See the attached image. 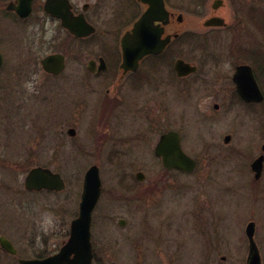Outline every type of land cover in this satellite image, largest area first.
I'll use <instances>...</instances> for the list:
<instances>
[{
    "label": "rangeland",
    "instance_id": "1",
    "mask_svg": "<svg viewBox=\"0 0 264 264\" xmlns=\"http://www.w3.org/2000/svg\"><path fill=\"white\" fill-rule=\"evenodd\" d=\"M229 1L219 9L227 25L210 35L236 38L240 47L255 51L263 61L259 70L264 79V0ZM210 2L172 0V10L184 15L183 32L172 51L186 56L184 34L190 20L201 25L211 11ZM0 40L6 59L0 87L10 88L0 89V234L14 243L19 256L41 249L51 253L67 239L84 173L96 164L102 192L91 222L92 264H246L245 226L251 220L264 264V165L257 178L250 167L264 144V103H236L209 112L203 91L187 87L189 82L172 70V129L181 132L183 149L198 160L195 170H165L153 154L110 157L81 151L72 156L57 150L43 132L51 130L43 107L55 104L58 79L48 76L37 59L26 58L8 28L0 29ZM160 87L166 105L162 102L159 127L165 130L171 127L168 82L162 80ZM227 132L232 139L226 143ZM153 133L143 138L147 149L157 140ZM35 165L59 172L65 188L25 190L24 176ZM138 169L145 174L142 181L135 178ZM121 218L126 220L123 226ZM13 260L18 264L0 249V264Z\"/></svg>",
    "mask_w": 264,
    "mask_h": 264
},
{
    "label": "flooded vegetation",
    "instance_id": "2",
    "mask_svg": "<svg viewBox=\"0 0 264 264\" xmlns=\"http://www.w3.org/2000/svg\"><path fill=\"white\" fill-rule=\"evenodd\" d=\"M148 1L0 0V29L8 28L10 39L15 42L11 43L20 44L27 54V59H37L48 76L58 79L55 104L47 102L46 109L43 107L45 120L52 121L51 130L43 128V132L51 142H55L53 146L57 150L62 148L72 156L81 151L110 157L153 154L161 164L160 157L155 153L156 144L162 134L175 130L172 129V70L177 78L189 82L187 87L195 85L203 91L204 102L210 106L209 112L211 109L217 111L225 105L236 103L242 107L264 103V79L259 70L263 65L262 58H257L255 51L249 50L248 47H240L236 38L210 35L216 29L227 25L219 9L226 6V1H231L208 0L211 11L201 25L197 26L190 20V27L184 34L187 42L185 57L177 53V49L172 51V44H178L177 41L182 35L184 15L172 10V0H163L165 12L149 11ZM143 16H146V31L151 33V36H146L143 31L142 35L139 33L134 36V25ZM212 18L220 20V23H209ZM152 41L159 42V49L140 54L141 48ZM173 53L175 57L172 62ZM0 54L1 74L6 60L1 47ZM48 55L62 57V67L57 73L46 71L42 67V60ZM178 59L193 69L179 75L175 69ZM250 75L262 93L263 97L259 101L240 93L238 81L246 84L245 90L252 91ZM162 80L168 82L170 93L168 115H171V127L165 130L159 127L162 102L166 105L161 101ZM1 88L3 91L10 89L9 86L3 85ZM45 99L43 96V104ZM20 119L23 120V117ZM26 120L27 118L24 121ZM175 131L179 133L182 145L181 132ZM150 133L158 135L153 149H147V142L143 140ZM231 139V132L224 134V142L227 143ZM68 142L71 147H66ZM141 145L145 148L142 151L137 149V146ZM191 157L197 162L196 169L199 162L195 157ZM92 165L96 164L90 166ZM263 165L264 158L262 170ZM96 166L99 172V167ZM43 167L51 169L46 165ZM163 169L172 171L165 167ZM137 173L142 174L141 179ZM135 178L138 181L145 178L142 169L136 170ZM101 192L100 183L98 200ZM98 200L91 212V222ZM123 220L124 225L126 220ZM1 235L13 244L16 253L8 252L1 246L0 249L17 258L18 264L22 258L42 259L60 247L51 253H44L45 250L41 249L35 250L29 257H21L14 243L6 235ZM205 252L207 256L209 249ZM13 261L12 263L16 264L15 260ZM165 264H171V261H166Z\"/></svg>",
    "mask_w": 264,
    "mask_h": 264
},
{
    "label": "water",
    "instance_id": "3",
    "mask_svg": "<svg viewBox=\"0 0 264 264\" xmlns=\"http://www.w3.org/2000/svg\"><path fill=\"white\" fill-rule=\"evenodd\" d=\"M148 2L150 3L149 11L159 10L160 12H165L163 0H160V2L159 0H149ZM145 20L146 16H143L135 23L133 28L134 36H138L141 31H143L146 36H151V33L148 34L146 31L148 27L145 24ZM209 23L217 24L220 23V20L212 18ZM158 44L159 42L157 41L145 44L144 48H141L140 54L147 51L158 50L160 47ZM155 46L157 47L155 48ZM1 62L2 56L0 54V64ZM42 67L46 71L57 73L62 67V57L60 55H48L42 60ZM175 69L179 75H182L193 69V67H190L183 60L178 59L175 63ZM249 80L251 82L250 87H252V91L245 90L246 84L243 81H238L240 93L247 98L259 101L263 97L262 93L251 75ZM225 140L227 141V138ZM262 150L264 151V144L262 145ZM155 153L160 157L163 167L168 169L189 173L192 172L197 165L196 160L182 149L180 135L175 130L161 135L156 144ZM263 158L264 154L261 153L251 163V169L255 172L254 175L256 178L261 174ZM141 175V173H137L139 179H141ZM100 183L97 166L92 165L88 167L84 173L78 215L70 222V232L67 241L57 253L42 259H22L21 264H91V212L100 194ZM24 186L28 190L48 189L60 191L65 187V182L59 173L53 172L47 167L35 166L25 175ZM123 223L124 220L121 219L120 224L123 225ZM254 230L255 223L251 220L245 226V234L248 238L246 264H261L259 250L254 241ZM0 245L10 252H15L12 243L4 236H0Z\"/></svg>",
    "mask_w": 264,
    "mask_h": 264
}]
</instances>
